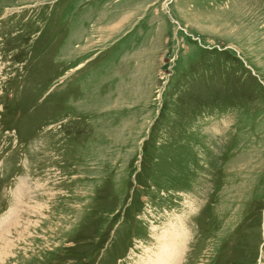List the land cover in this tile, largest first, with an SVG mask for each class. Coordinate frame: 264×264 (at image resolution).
<instances>
[{
	"label": "rangeland",
	"instance_id": "1",
	"mask_svg": "<svg viewBox=\"0 0 264 264\" xmlns=\"http://www.w3.org/2000/svg\"><path fill=\"white\" fill-rule=\"evenodd\" d=\"M179 217L182 264H264V0H0V264H138Z\"/></svg>",
	"mask_w": 264,
	"mask_h": 264
},
{
	"label": "bare ground",
	"instance_id": "2",
	"mask_svg": "<svg viewBox=\"0 0 264 264\" xmlns=\"http://www.w3.org/2000/svg\"><path fill=\"white\" fill-rule=\"evenodd\" d=\"M21 190L22 188H20L18 199H20L22 195ZM17 209L12 210L14 214L15 212L18 214V211H16ZM12 218H8L7 222ZM7 222H3L2 225L4 226ZM7 233L6 235H8ZM154 238L157 245L155 247H146L144 254L141 255L138 260V264H182L188 248V239H190V229H187L182 218L179 217L175 221L169 222L166 228L162 229L161 232L154 234ZM3 240L4 238H2V241ZM7 248H9L8 243L5 246H2V249L4 250ZM4 250L0 252V262L2 261Z\"/></svg>",
	"mask_w": 264,
	"mask_h": 264
}]
</instances>
